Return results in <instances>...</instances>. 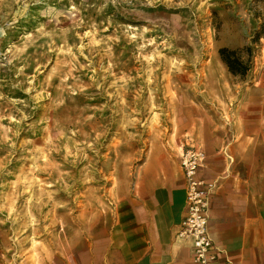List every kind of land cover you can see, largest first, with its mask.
Returning a JSON list of instances; mask_svg holds the SVG:
<instances>
[{
  "label": "rangeland",
  "instance_id": "rangeland-1",
  "mask_svg": "<svg viewBox=\"0 0 264 264\" xmlns=\"http://www.w3.org/2000/svg\"><path fill=\"white\" fill-rule=\"evenodd\" d=\"M263 28L264 0H0V264L82 242L155 147L245 137L264 179Z\"/></svg>",
  "mask_w": 264,
  "mask_h": 264
},
{
  "label": "crops",
  "instance_id": "crops-1",
  "mask_svg": "<svg viewBox=\"0 0 264 264\" xmlns=\"http://www.w3.org/2000/svg\"><path fill=\"white\" fill-rule=\"evenodd\" d=\"M220 139L198 171L212 184L207 225L217 259L209 264H264V179L247 178L245 137ZM224 153H237L243 163L232 164ZM174 155L168 148L151 150L134 179L119 184L113 211L78 245L38 264H199L192 241L177 235L186 189Z\"/></svg>",
  "mask_w": 264,
  "mask_h": 264
},
{
  "label": "built area",
  "instance_id": "built-area-1",
  "mask_svg": "<svg viewBox=\"0 0 264 264\" xmlns=\"http://www.w3.org/2000/svg\"><path fill=\"white\" fill-rule=\"evenodd\" d=\"M204 159V150L194 143L188 144L180 155L186 204L177 235L192 241L194 257L199 264H209L217 259V249L209 236L207 225L209 193L212 184L205 182L198 175Z\"/></svg>",
  "mask_w": 264,
  "mask_h": 264
},
{
  "label": "trees",
  "instance_id": "trees-1",
  "mask_svg": "<svg viewBox=\"0 0 264 264\" xmlns=\"http://www.w3.org/2000/svg\"><path fill=\"white\" fill-rule=\"evenodd\" d=\"M257 38L256 35L254 41H256ZM251 50L252 48L249 45L234 49L220 47L218 49V54L231 74L244 78L252 67Z\"/></svg>",
  "mask_w": 264,
  "mask_h": 264
}]
</instances>
